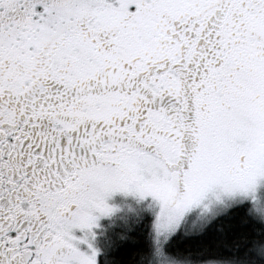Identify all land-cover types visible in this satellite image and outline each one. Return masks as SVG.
<instances>
[{
    "label": "snow or ice",
    "instance_id": "1",
    "mask_svg": "<svg viewBox=\"0 0 264 264\" xmlns=\"http://www.w3.org/2000/svg\"><path fill=\"white\" fill-rule=\"evenodd\" d=\"M0 264H264V0H0Z\"/></svg>",
    "mask_w": 264,
    "mask_h": 264
}]
</instances>
